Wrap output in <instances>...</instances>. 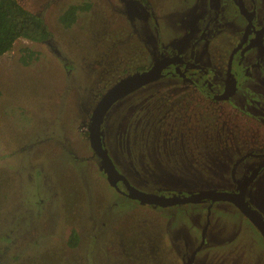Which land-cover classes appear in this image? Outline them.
<instances>
[{
  "label": "rangeland",
  "instance_id": "1",
  "mask_svg": "<svg viewBox=\"0 0 264 264\" xmlns=\"http://www.w3.org/2000/svg\"><path fill=\"white\" fill-rule=\"evenodd\" d=\"M18 1L43 17L52 36L38 42L18 38L0 55L2 264H181L180 251L199 243L207 216L195 264H264V238L234 205L204 200L156 207L122 197L106 181L88 141L87 123L99 97L149 63L156 36L166 42L184 33L189 25L179 22L198 0H149L147 9L127 0ZM84 3L89 7L64 27L60 14ZM214 5H226L220 27L195 47L206 63L214 52L227 57L242 25L229 0ZM24 48L37 53L28 64L20 61ZM144 89L105 115L103 131L118 168L144 192L228 189L233 183L228 160L236 154L218 147L219 112L199 107L201 115L178 117L172 105L163 114L157 101L164 96L155 93L143 110L147 119L137 122L134 116L128 122L127 105ZM245 90L238 95L241 112L240 102L245 105L251 96ZM181 122L189 137L180 131ZM136 123L139 129L127 137ZM225 124L232 126L228 135L243 133L238 121L229 124L228 118ZM249 191L264 214V181H255ZM72 230L81 236L75 247L67 242Z\"/></svg>",
  "mask_w": 264,
  "mask_h": 264
},
{
  "label": "flooded vegetation",
  "instance_id": "2",
  "mask_svg": "<svg viewBox=\"0 0 264 264\" xmlns=\"http://www.w3.org/2000/svg\"><path fill=\"white\" fill-rule=\"evenodd\" d=\"M127 1L134 5H142V8L145 9L150 5L149 0ZM209 1H211V3L205 2V0H198L196 5H190L187 8L186 14L183 15V22H179L183 17L178 18L179 24L183 23L189 25V27L192 26V30L187 27L184 33L175 34L166 42H163L162 38L159 36L154 38L156 48L154 50L155 52L151 51L153 54L148 58L149 63L140 69H136L134 72L145 71L155 67V72H158V76L160 75V77L127 94L129 95L139 89L143 90V87L146 85L156 82L152 84L149 89H144L143 92L135 96V98H138L137 101L127 105L123 119H126L128 122L132 121L134 116H139L134 119L137 122L147 119L142 116L145 113L143 110L147 109L149 100H152V96H154L155 93V95L159 94L164 96L157 101V110L163 114L168 110L173 111L171 108L172 105L178 117H183V115L187 113L193 116L197 114L201 115L200 112H202L201 108L203 107L205 110L219 112L217 116L219 119L215 120V122L219 123L220 126L217 128L218 130L214 131L218 147H221L227 154L233 151V154L236 155L234 157H229L228 160V163L231 164L229 165V171L231 172L233 181L232 185L228 189H212L227 190L228 192L234 193H240V191H242L240 195L246 206L252 209L264 221L263 212L258 208L255 201H253L250 191L248 192L249 186L255 181L258 182L259 179L264 181V9H262L264 5H256L252 2L253 0L250 1V5L247 4L246 0H229L233 9L236 11L235 14H237L239 17L238 19H240V23L242 22V25L235 31V39L227 57L222 59L216 56V52H214L211 56V61L206 63L198 54L202 49L198 48L195 50V47L197 44H201L202 41H207L212 33H215L218 27H220L218 25H220V21L223 19L224 10L226 8L224 7L226 5H214L216 0ZM185 18H187L188 21ZM187 44L190 45L188 49L186 48ZM204 56L205 59L208 58L205 52ZM153 85H158V87L155 86L156 89H154V91L150 90ZM245 87L250 89L251 92L246 91ZM242 89L250 93L251 96L245 105L240 102L239 107L242 109L241 112L238 110V95L242 93ZM124 97L117 100L107 110L105 114L106 118L108 113L119 104ZM254 97H256V99ZM169 98H171L172 103L167 107L166 102L170 100ZM138 105L139 107H137ZM174 105H177V108H175ZM242 106H244V109ZM105 115L100 127L101 142L103 148L106 149L109 160L114 166L116 171H114V174H109L108 176L102 168L103 162L99 153L95 149H92L91 146L90 147L93 156L97 159L99 169L108 184L112 186L120 196L133 199L140 204H149L156 207L184 204L177 203L162 206L153 202L142 203L140 200L131 198L127 195L129 189L137 190L142 193L144 191H141L116 165V159L110 151L103 131L106 121ZM202 115L205 116L204 114ZM210 117L214 118L215 115ZM228 118L229 124H232V121H238V128L240 126V128L243 129V133L237 132L236 135H228V133H231L228 129L232 127L225 124ZM88 124L89 122L87 123V134ZM180 124V131L188 134L190 131L185 127V124L183 122ZM139 126V123L138 125L136 123L135 126H129L131 129H128L127 137H130L132 133H136ZM142 128L144 127L142 126ZM187 136L189 137V134ZM252 139H255V141ZM127 142V145H130L132 141L127 139ZM127 147L128 149L130 148V146ZM178 155L181 154L178 153ZM223 164L226 166V161H224ZM111 181L114 183L112 184ZM210 189H203L200 191ZM196 192L199 191L185 192L175 189L169 190L166 188H159L144 193L163 197H169L174 193L176 196L182 197L189 193ZM204 200L213 203L217 201H226L204 198L197 202ZM227 202L234 205L255 226L264 238L262 232L251 219H249L246 213L232 202ZM254 212H252V214H254ZM208 224L209 218L207 216V221L201 230L199 243L192 247L186 246V248L180 251L181 264H195L196 256L205 244V233ZM78 234L79 233H77L78 239L76 245L80 242L81 237ZM68 235H70V233ZM68 238L69 236L67 237V242Z\"/></svg>",
  "mask_w": 264,
  "mask_h": 264
},
{
  "label": "water",
  "instance_id": "3",
  "mask_svg": "<svg viewBox=\"0 0 264 264\" xmlns=\"http://www.w3.org/2000/svg\"><path fill=\"white\" fill-rule=\"evenodd\" d=\"M158 77H160V75L158 76V72H155V67H152L145 71H137L131 73L119 79L115 84L108 88L101 95L94 108L92 109L88 124V139L92 149H95L102 158V168L108 174V176L109 174H114L115 169L112 162L108 158L106 149L103 148V144L101 142L100 127L104 115L117 100L126 96L133 90L157 79ZM111 182L112 184L114 183L113 181ZM241 192L242 191H240V193H234L228 192L227 190L223 191L210 189L199 191L196 193H189L188 195L182 197L176 196L174 193L169 197H163L129 189L127 195L131 198L140 200V202L142 203L153 202L162 206L177 203L197 202L204 198L230 201L238 208H240L244 213H246L249 219H251V221L259 228V230L264 235V221L252 209L246 206L240 195ZM252 212H254L255 215L252 214Z\"/></svg>",
  "mask_w": 264,
  "mask_h": 264
},
{
  "label": "trees",
  "instance_id": "4",
  "mask_svg": "<svg viewBox=\"0 0 264 264\" xmlns=\"http://www.w3.org/2000/svg\"><path fill=\"white\" fill-rule=\"evenodd\" d=\"M145 1V0H140ZM87 3L69 5L60 14V21L64 27H69L76 19L78 11L86 10ZM52 33L42 16L21 4L18 0H0V55L8 52L18 38H26L32 41H47ZM37 58V53L24 48L20 61L28 64ZM77 233L72 230L68 244H77ZM3 262L0 261V264Z\"/></svg>",
  "mask_w": 264,
  "mask_h": 264
}]
</instances>
